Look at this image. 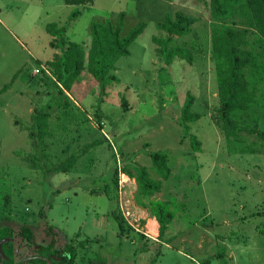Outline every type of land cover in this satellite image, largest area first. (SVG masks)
<instances>
[{
    "label": "rangeland",
    "instance_id": "1",
    "mask_svg": "<svg viewBox=\"0 0 264 264\" xmlns=\"http://www.w3.org/2000/svg\"><path fill=\"white\" fill-rule=\"evenodd\" d=\"M207 4L94 0L70 20L77 5L65 0H0V88L10 84L0 94V230L29 224L37 245L56 235L58 246H76L75 264H264V141L245 130L228 138L215 122L219 96ZM177 9L198 17L193 32L174 42L190 47L194 61L175 58L167 65L153 38L165 34L157 23ZM120 11L126 12L124 34L140 21L147 26L118 58L119 80L104 92L84 71L67 92L76 104L58 107L55 100L63 104L64 96L53 76L44 68L35 72L59 52L47 24L68 25L66 38L88 50L91 22ZM188 92L201 116L186 131L180 118ZM38 112L46 115L41 136ZM243 119L264 128V106ZM192 134L201 150L192 146ZM155 151L169 154L172 173L153 198L176 202L163 240L136 200L135 178L120 170L118 194L112 183L116 165L151 168ZM115 209L125 218L124 231ZM14 240L17 260L33 257L20 235ZM1 256L0 249V264Z\"/></svg>",
    "mask_w": 264,
    "mask_h": 264
},
{
    "label": "trees",
    "instance_id": "2",
    "mask_svg": "<svg viewBox=\"0 0 264 264\" xmlns=\"http://www.w3.org/2000/svg\"><path fill=\"white\" fill-rule=\"evenodd\" d=\"M93 1L65 0L67 4L77 5L70 14V20L77 19L82 14L79 6L89 5ZM207 6L213 20L211 54L215 63L219 96V104L213 114L215 122L224 130L228 138H237L238 134L245 130L250 134H256L264 141V128L258 124L250 127L243 123L246 114H250L251 110L256 114L258 108L264 106V0H208ZM125 21V11L118 12L114 18L93 20L90 24L91 44L88 50L83 43L66 38L68 25L59 26L55 22L47 24V29L53 36L51 45L59 49L52 59L44 63L55 80L58 93L64 96L63 104L55 100L54 103L58 107L63 106L66 109L76 104L67 91L70 92L84 71L92 74L104 92L110 84L119 80L116 73L118 58L130 53V45L147 26L146 22L140 21L124 34ZM197 21L198 17L194 14L177 9L157 23L165 34L154 36L153 39L157 44V55L161 56L167 65H170L175 58L185 59L190 63L194 61L193 50L190 47L174 42L178 37L193 32ZM9 86L10 84H7L0 88V94ZM194 101V95L188 92L180 118L186 131L190 129L189 123L201 116L199 112L192 110ZM122 102L127 103L124 96ZM45 116L40 112L37 113L39 125L43 123ZM96 118L101 121L100 115L97 114ZM99 126L102 127L101 124ZM42 128L41 125L38 128L40 136ZM31 135H35V132H31ZM190 139L194 149L201 150L202 142L198 136L192 134ZM150 155L151 168L126 163L119 169L116 165L112 183L118 194L120 170L135 178L136 200L139 205L148 208L151 216L156 218L159 223L158 237L163 240L170 223L176 217L174 209L176 202L172 198L159 199L153 196L161 190L163 180L170 177L172 168L166 151H155ZM151 169L156 176L152 175ZM8 213H11L10 210ZM112 213L121 231H124L126 229L124 216L118 209L113 210ZM145 222L142 220V224ZM47 231L57 234L53 226L47 228ZM141 234L145 237L144 233ZM16 235H20L33 247L36 251L33 257L16 259L17 250L14 240ZM2 239V264H46L43 256L48 257L52 264L61 262L75 264L76 261L77 250L74 244L66 242L60 247L54 235L47 244L37 245L34 229L29 224H22L19 229L13 225H5L0 230V240ZM85 245L84 243L83 246Z\"/></svg>",
    "mask_w": 264,
    "mask_h": 264
},
{
    "label": "built area",
    "instance_id": "3",
    "mask_svg": "<svg viewBox=\"0 0 264 264\" xmlns=\"http://www.w3.org/2000/svg\"><path fill=\"white\" fill-rule=\"evenodd\" d=\"M42 68H44V69L47 71V73L51 75V72L49 71V69H48L44 64H41V68H40V67L35 68V72H39V71H41ZM42 70H43V69H42ZM102 123H103V122H102ZM128 176H129V175H128ZM129 177H130V176H129Z\"/></svg>",
    "mask_w": 264,
    "mask_h": 264
},
{
    "label": "bare ground",
    "instance_id": "4",
    "mask_svg": "<svg viewBox=\"0 0 264 264\" xmlns=\"http://www.w3.org/2000/svg\"><path fill=\"white\" fill-rule=\"evenodd\" d=\"M148 225L150 226V227H152V226H156L157 225V222L154 220V219H150L149 221H148ZM152 225V226H151Z\"/></svg>",
    "mask_w": 264,
    "mask_h": 264
},
{
    "label": "crops",
    "instance_id": "5",
    "mask_svg": "<svg viewBox=\"0 0 264 264\" xmlns=\"http://www.w3.org/2000/svg\"><path fill=\"white\" fill-rule=\"evenodd\" d=\"M68 92V91H67ZM69 93V92H68ZM75 100V99H74ZM150 219H153V218H150ZM154 220L157 222V220H156V218L154 217ZM158 222H157V225L156 226H153V227H151L152 228V232H155V231H157V228H158Z\"/></svg>",
    "mask_w": 264,
    "mask_h": 264
},
{
    "label": "water",
    "instance_id": "6",
    "mask_svg": "<svg viewBox=\"0 0 264 264\" xmlns=\"http://www.w3.org/2000/svg\"><path fill=\"white\" fill-rule=\"evenodd\" d=\"M2 242H3V240L0 241V249H2ZM28 258H30V257H28Z\"/></svg>",
    "mask_w": 264,
    "mask_h": 264
},
{
    "label": "flooded vegetation",
    "instance_id": "7",
    "mask_svg": "<svg viewBox=\"0 0 264 264\" xmlns=\"http://www.w3.org/2000/svg\"><path fill=\"white\" fill-rule=\"evenodd\" d=\"M3 240V239H2Z\"/></svg>",
    "mask_w": 264,
    "mask_h": 264
}]
</instances>
